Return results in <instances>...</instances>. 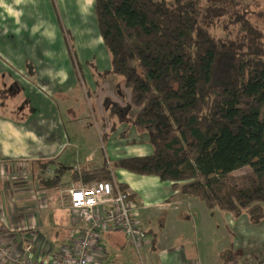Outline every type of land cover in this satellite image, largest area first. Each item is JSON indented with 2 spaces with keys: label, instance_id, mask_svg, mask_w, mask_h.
I'll use <instances>...</instances> for the list:
<instances>
[{
  "label": "crops",
  "instance_id": "0c3cea01",
  "mask_svg": "<svg viewBox=\"0 0 264 264\" xmlns=\"http://www.w3.org/2000/svg\"><path fill=\"white\" fill-rule=\"evenodd\" d=\"M94 3L95 0H61L59 17L52 0V19L57 24L61 20L67 31L62 28L58 32L52 28L40 35L39 30L31 28L28 44L23 38L26 32L22 27L10 30L20 26L16 20V0L0 2V51L13 54L15 60L9 65L0 62V81L4 85L0 88V235L17 255L40 259L73 252L77 237L87 223L71 208L70 189L89 186L100 179L95 177V172L102 167L96 163L92 152L83 162L70 158L60 160L66 149L76 144L66 131L60 112L55 109L52 98L57 90L68 93L81 82L86 85L85 93L91 97L100 90V93L102 90L112 93L111 85L115 83L126 90L131 101V91L121 76L103 74L111 69L112 60L100 32ZM90 18L95 21L94 32L88 29ZM65 38L71 46H65ZM26 58L34 64L23 63ZM102 86L107 88L101 89ZM10 89V93L6 92ZM124 114L122 107L119 117ZM106 123L103 124L105 133H109L112 122ZM125 125L122 129L113 128L116 131L108 138L114 152L122 147L128 149L127 142L120 144L117 137ZM145 149V152L153 151V147ZM128 150L126 157L143 155ZM116 177L127 185L136 204L134 217L147 233L144 248L151 263L154 258L158 260L156 264H264V219L256 223L246 212L235 214L219 208H203L205 218L210 212L214 216V210L223 212V224H217L221 243H213L208 238L211 247L204 258L199 249L196 251L194 245L189 249L183 240L188 221L184 224L181 220L183 217L191 220L192 216L183 213L191 209L184 207L192 206L195 196L175 190L172 181L155 175L119 169ZM110 207L111 204L104 203L97 210L102 212ZM158 217L162 218V229L156 231ZM170 223L179 224L174 231L179 237L177 241L167 240L173 232L168 230ZM221 227L230 228L232 233L224 238L227 231L223 232ZM129 244L131 252L126 247ZM127 249L128 253L135 252L122 230L102 232L95 241L91 262L135 264L129 254L126 256Z\"/></svg>",
  "mask_w": 264,
  "mask_h": 264
},
{
  "label": "trees",
  "instance_id": "16d2710c",
  "mask_svg": "<svg viewBox=\"0 0 264 264\" xmlns=\"http://www.w3.org/2000/svg\"><path fill=\"white\" fill-rule=\"evenodd\" d=\"M201 1L95 0L112 60L103 74L123 78L137 108L133 125L153 147L114 167L172 181L210 208L246 212L257 223L264 219V29L255 2L223 0L235 36L216 35ZM248 165V184L231 182ZM95 177L119 182L107 165Z\"/></svg>",
  "mask_w": 264,
  "mask_h": 264
},
{
  "label": "rangeland",
  "instance_id": "374dc122",
  "mask_svg": "<svg viewBox=\"0 0 264 264\" xmlns=\"http://www.w3.org/2000/svg\"><path fill=\"white\" fill-rule=\"evenodd\" d=\"M245 1L250 5L255 2V5H251L256 11L255 21L264 29V0ZM53 2L57 15L61 17V0H53ZM201 2L205 7L206 12L204 23L207 24L209 28H211V31L219 36L234 38L235 32H232L231 23L226 25L228 17L224 14V8L221 4L223 3V0H202ZM16 10L18 11V19L16 20L20 26L11 27L10 30L13 31L15 28L17 30H20L22 27L26 32V34L23 35V38L28 44V41L30 39V35L28 34V32L32 29L34 30L36 28L37 30H39L40 35H42L45 31L48 32L52 28L57 30L58 32L63 29L64 31L66 30L65 26L63 27V23L61 20H58L57 24L56 21L52 19V0H19V3H17L16 0ZM86 11L88 15L89 7L86 8ZM90 16L91 15H88L87 17L89 18ZM93 22L95 21L90 18L88 22V29L92 32H94ZM9 36L13 42V35L11 34ZM64 40L65 46H71V43L67 38H65ZM71 52L73 53V55L75 54L72 49ZM25 61L26 62L23 63H28L29 66L32 63L29 58H26ZM0 62H4L6 63V65H9L11 63L14 64L15 60H13V54H10L6 51H0ZM0 77H2L1 73ZM2 84L3 83L0 81V88L4 87V85ZM84 88H86V85L84 86L81 82H79L78 86L74 90L68 93L57 90V95L55 97L53 96L52 98L54 101L55 109L60 112L66 131L71 136L73 143L76 144V146H71L70 148L66 149L64 155L60 160L63 161L67 158H70L83 162L88 156V153L92 152V155L94 156L97 164H100L102 168L107 165L110 170L117 174L119 169L114 167V162L116 161V159H118L117 157H126L127 151H129L128 149L135 150L136 153H150L145 152L146 147L147 151L151 150L152 148V145L147 141V133L139 131L133 125L132 121L135 117L137 109L132 105L129 94L123 87L119 86V84L113 83L111 85V88L113 90L112 93H106L104 92V90H102V92L100 93V90L93 93L91 97L87 96ZM106 88L107 86H102L101 89ZM6 92L10 93L11 89L9 91L6 90ZM122 107L125 114L124 116L119 117V112L121 111ZM110 121L112 122V124L109 127V133H105V127L103 124L107 122L106 125H109ZM123 124H126L124 126V130L122 133L117 134V137L119 138L118 142H120V144L122 142H127L126 144L128 149L122 147L118 152H114L109 139L114 135V132L118 128L122 129ZM113 128L116 130H114ZM126 129L128 131L124 133ZM123 146H125V144H123ZM118 148H120V145L118 146ZM251 172L252 168L249 165L241 169H237L231 173V182L239 183L240 185H246L248 184L249 180L244 176L249 175ZM192 202V206L184 207L191 209H185L183 213H185L186 215L191 213L192 216L191 220L184 217L181 220L184 224L186 221H188L183 240L187 242L186 246L189 249H191L192 245H194L196 247V251L199 249L201 255L205 258L207 254L209 255V250L211 247L208 242V238H210L213 243H221L219 233H217V224H223V219L221 218L223 212L214 210V216H211L210 212L208 214V218H205V213L202 209L210 207H208L204 201L200 200L197 197L196 199H193ZM209 220L210 222L207 223V221ZM161 222V217H158L157 221L155 220L156 231L162 229ZM209 223L211 224L207 225ZM167 227H169L168 230H173L172 233H168L169 237L167 238V240L171 242L177 241L179 237L174 234V231L176 227H179V224L170 223L169 225H167ZM226 231L227 233H225L224 238H226L227 234H229L230 232L232 233V230L230 228L223 229V232ZM101 233H99L97 237ZM126 247L129 248L131 252V245H126ZM125 252L127 253L126 256L129 254L132 257L135 264L137 262L139 264H142V260H140V257L136 250L135 252L128 253L129 250L127 249L125 250ZM142 254L145 264L158 263V260L156 261L154 258L152 259L153 262L151 263V257L150 260H148L149 256L148 253L146 255L145 248L144 250H142Z\"/></svg>",
  "mask_w": 264,
  "mask_h": 264
},
{
  "label": "built area",
  "instance_id": "2783aa9c",
  "mask_svg": "<svg viewBox=\"0 0 264 264\" xmlns=\"http://www.w3.org/2000/svg\"><path fill=\"white\" fill-rule=\"evenodd\" d=\"M48 173L53 174L51 170ZM69 201L71 208L87 223L77 237L73 252L65 251L54 256L34 259L27 255L14 254L11 245L0 235V264H92L91 254L97 235L112 229L124 232L142 264H145L142 250L147 242V233L134 217L136 204L128 189L124 190L119 182L98 180L89 186L71 188ZM104 203H109L112 207L99 212L97 207Z\"/></svg>",
  "mask_w": 264,
  "mask_h": 264
},
{
  "label": "clouds",
  "instance_id": "9594fccd",
  "mask_svg": "<svg viewBox=\"0 0 264 264\" xmlns=\"http://www.w3.org/2000/svg\"><path fill=\"white\" fill-rule=\"evenodd\" d=\"M0 2H2V0H0ZM17 3H19V0H17Z\"/></svg>",
  "mask_w": 264,
  "mask_h": 264
}]
</instances>
